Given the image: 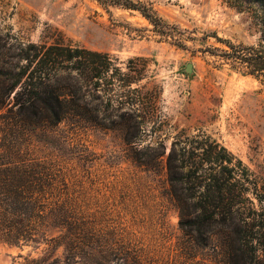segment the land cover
Listing matches in <instances>:
<instances>
[{
    "label": "rangeland",
    "instance_id": "obj_1",
    "mask_svg": "<svg viewBox=\"0 0 264 264\" xmlns=\"http://www.w3.org/2000/svg\"><path fill=\"white\" fill-rule=\"evenodd\" d=\"M133 1L151 8L165 27L155 28L137 10H106L97 0H0V55L15 52L20 43L108 54L114 63L109 80L131 73L143 79L117 92L102 77L101 119L108 99L124 92L126 105L116 111L115 103L111 111H129L141 96L145 121L137 132L109 123H67L40 132V146L55 152L65 168V191L81 213L80 228L77 237L65 230L61 244L0 241V264H43L45 257L46 264L55 258L58 264H239L235 254L230 261L220 227L206 225L193 236L181 228L165 169L147 171L134 150L141 157L148 148L164 149L166 159L176 143L192 146L210 137L264 184V82L216 67L221 61L207 51L227 49L216 37L257 44L253 15L227 0Z\"/></svg>",
    "mask_w": 264,
    "mask_h": 264
},
{
    "label": "trees",
    "instance_id": "obj_2",
    "mask_svg": "<svg viewBox=\"0 0 264 264\" xmlns=\"http://www.w3.org/2000/svg\"><path fill=\"white\" fill-rule=\"evenodd\" d=\"M97 2L106 10L111 6L137 10L155 28L166 25L151 8L133 0ZM227 4L253 15V27L260 34L258 42L236 44L216 37L227 49L207 51L221 61L216 67L228 66L264 82V0H227ZM112 69L114 63L108 54L61 43H20L15 52L0 55V241L61 244L66 232L77 235L81 213L65 191V168L54 158L55 152L40 146L37 137L67 123H109L140 131L145 122L139 108L144 104L141 96L121 114L111 108L115 103L116 111L126 105L122 99L125 93L109 98L105 116L101 119L99 115L102 77L111 91L116 88L117 92L143 79L142 74L131 73L109 80ZM179 143L166 159L164 149L148 148L141 157L136 148L134 153L139 166L147 171L165 169L168 199L179 212L181 228L193 236L206 225L220 227L230 261L235 254L239 264L262 262L264 184L217 140L206 137L192 146L177 147ZM53 232L58 236L52 237ZM48 260L45 257L43 264ZM59 261L55 258L50 264Z\"/></svg>",
    "mask_w": 264,
    "mask_h": 264
},
{
    "label": "water",
    "instance_id": "obj_3",
    "mask_svg": "<svg viewBox=\"0 0 264 264\" xmlns=\"http://www.w3.org/2000/svg\"><path fill=\"white\" fill-rule=\"evenodd\" d=\"M189 68H191V65H189Z\"/></svg>",
    "mask_w": 264,
    "mask_h": 264
}]
</instances>
